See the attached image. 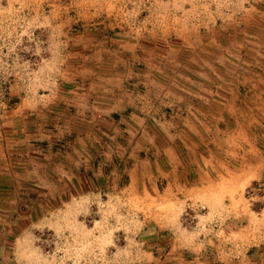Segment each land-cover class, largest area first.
<instances>
[{
  "label": "rangeland",
  "instance_id": "rangeland-1",
  "mask_svg": "<svg viewBox=\"0 0 264 264\" xmlns=\"http://www.w3.org/2000/svg\"><path fill=\"white\" fill-rule=\"evenodd\" d=\"M0 264H264V0H0Z\"/></svg>",
  "mask_w": 264,
  "mask_h": 264
}]
</instances>
